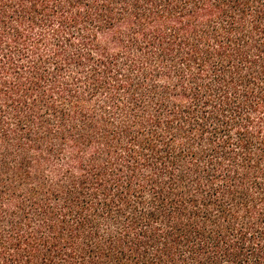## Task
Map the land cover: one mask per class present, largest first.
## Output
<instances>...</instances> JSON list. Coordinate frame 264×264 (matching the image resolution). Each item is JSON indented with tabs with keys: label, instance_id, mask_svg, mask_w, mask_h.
<instances>
[{
	"label": "trees",
	"instance_id": "1",
	"mask_svg": "<svg viewBox=\"0 0 264 264\" xmlns=\"http://www.w3.org/2000/svg\"><path fill=\"white\" fill-rule=\"evenodd\" d=\"M0 264H264V0H0Z\"/></svg>",
	"mask_w": 264,
	"mask_h": 264
},
{
	"label": "rangeland",
	"instance_id": "2",
	"mask_svg": "<svg viewBox=\"0 0 264 264\" xmlns=\"http://www.w3.org/2000/svg\"><path fill=\"white\" fill-rule=\"evenodd\" d=\"M4 39H6V38H4ZM153 62H154V60L152 61V63ZM121 63L123 66L127 64L126 55H122ZM149 83L152 84V81H150ZM159 84H163V83L160 82ZM99 88H100L99 91L92 90L91 93L88 90V88H85L84 85H83V87L80 88L81 89L80 95H82V98L85 100V105H84V108L86 110V111H84L85 114H87L89 112L90 113L98 112V114H99L105 110V106H107V108H109V106H113V100H117V99L123 100V98L124 99L129 98L124 93H121V95H119V96H118V94L115 95V93H110V90L108 88L105 89L102 85H99ZM164 89L165 88H155V90H153V91L155 94H158L159 92L161 93ZM75 93H76V91H75ZM144 102L148 106L147 110L149 109V111H150L152 106H153L151 97L146 96ZM136 103L141 105L142 99L140 98ZM121 115H122L121 111H119L113 116H115L116 120L118 121L119 118L121 117ZM56 159H57L56 157L52 158V160H56Z\"/></svg>",
	"mask_w": 264,
	"mask_h": 264
}]
</instances>
